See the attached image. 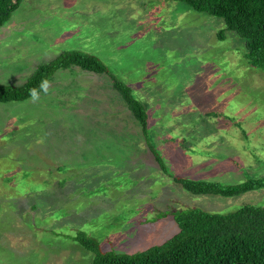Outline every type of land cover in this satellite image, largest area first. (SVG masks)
Returning <instances> with one entry per match:
<instances>
[{
  "label": "rangeland",
  "instance_id": "374dc122",
  "mask_svg": "<svg viewBox=\"0 0 264 264\" xmlns=\"http://www.w3.org/2000/svg\"><path fill=\"white\" fill-rule=\"evenodd\" d=\"M226 28L177 0H22L0 27V86L66 51L109 74L61 69L38 101L0 103V264H93L79 233L133 255L173 238L178 210L264 207V189L196 195L175 180L264 179V71ZM114 78L147 108L166 170Z\"/></svg>",
  "mask_w": 264,
  "mask_h": 264
},
{
  "label": "trees",
  "instance_id": "16d2710c",
  "mask_svg": "<svg viewBox=\"0 0 264 264\" xmlns=\"http://www.w3.org/2000/svg\"><path fill=\"white\" fill-rule=\"evenodd\" d=\"M194 10L224 19L225 31H234L245 39L247 62L264 71V0H177ZM22 0H0V27L9 21ZM73 66L97 74H109L108 68L96 56L80 51H66L57 59L38 67L22 86H0V103L23 102L31 98L30 90L39 88L43 80L51 84L56 73ZM114 87L140 124L149 150L166 170L163 158L152 143L149 114L125 83L114 78ZM42 93V92H41ZM5 181L12 182L8 174ZM186 190L196 195L238 197L252 190L264 189V179L236 185H221L210 181L175 178ZM34 194L43 190L33 189ZM38 191V192H37ZM168 214H165L167 216ZM180 231L167 242L147 251L128 255L104 252L99 242L79 233L74 240L93 254V264H264V207L245 206L229 214H214L200 209L173 212Z\"/></svg>",
  "mask_w": 264,
  "mask_h": 264
},
{
  "label": "clouds",
  "instance_id": "9594fccd",
  "mask_svg": "<svg viewBox=\"0 0 264 264\" xmlns=\"http://www.w3.org/2000/svg\"><path fill=\"white\" fill-rule=\"evenodd\" d=\"M50 89V83L48 80H43L39 85V88H33L30 90L31 99L33 102L40 99L41 92L48 93Z\"/></svg>",
  "mask_w": 264,
  "mask_h": 264
}]
</instances>
